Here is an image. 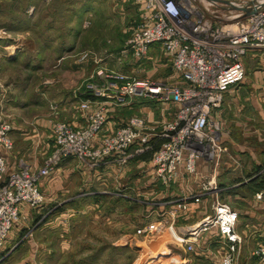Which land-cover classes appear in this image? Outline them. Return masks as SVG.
I'll return each instance as SVG.
<instances>
[{"label": "rangeland", "instance_id": "374dc122", "mask_svg": "<svg viewBox=\"0 0 264 264\" xmlns=\"http://www.w3.org/2000/svg\"><path fill=\"white\" fill-rule=\"evenodd\" d=\"M140 13L131 0H0V117L19 136L9 152L16 149L25 153L32 148L39 160L43 153L46 159L53 150L54 124L67 123L71 114L80 115L75 109V91L98 63L129 77L181 82L170 58L158 47L153 46L143 60L125 53L126 42L143 22ZM85 53L87 57L81 60ZM243 64L246 78L251 76L245 83L264 88V51L250 53ZM61 105L67 110L63 116L58 109ZM175 109L170 103L135 99L117 111L115 119L120 122L138 116L154 121ZM222 130L219 123V133ZM152 158L149 152L134 159L119 184L113 173L105 174L104 185L98 189L109 194L103 195L99 208L97 198L84 201L83 196L70 197L94 190L83 187L79 178L68 179L53 196L44 195L42 207L25 206L0 251V264H210L198 257L197 251L202 244L216 242L211 232L198 239L193 252L171 244L165 227L157 234L135 232L151 220L165 224L163 213L179 203L171 195L173 190L161 191L156 179L149 181L147 174H155ZM71 160L78 168L88 167L79 159ZM107 162L109 159L100 166ZM22 163L18 164H26ZM261 163L264 165V158L240 157L226 148L216 168H242L246 172L243 176L253 179ZM232 173L233 178L238 176V170ZM127 183L136 188L130 197L129 193L118 194ZM260 187L238 190L233 186L220 197L223 201L218 198L236 209L241 201L235 194L251 197ZM70 198L73 200L65 202ZM239 258L240 263L245 256Z\"/></svg>", "mask_w": 264, "mask_h": 264}, {"label": "built area", "instance_id": "2783aa9c", "mask_svg": "<svg viewBox=\"0 0 264 264\" xmlns=\"http://www.w3.org/2000/svg\"><path fill=\"white\" fill-rule=\"evenodd\" d=\"M131 1L139 6L143 22L126 42L125 53L143 60L153 46L158 47L170 58L181 82L129 77L98 63L75 91L76 110L84 114V125L56 122L53 150L36 170L21 165L9 171L1 149L6 153L12 149L9 134L13 127L0 117V251L22 207H42L45 197L39 185L64 161L76 158L95 169L105 160L114 159L117 165L126 166L151 152L156 179L166 187L182 177H195L198 160L216 167L226 153L213 113L228 88L244 80L245 56L264 51V0ZM245 9H254L255 13L246 15ZM135 99L170 103L176 109L160 126L132 116L108 130L109 114L127 108ZM52 110L58 113L56 107ZM197 183V195L191 199L197 204L201 196L211 195V215L193 226L177 229L176 218L188 204L182 200L166 212L170 216L167 223L157 221L136 232L157 234L165 227L171 244L193 252L203 234L216 230L222 249L219 264H236L241 242L236 228L239 215L218 198L214 172ZM254 197L264 201L262 192ZM255 257L258 264H264V240Z\"/></svg>", "mask_w": 264, "mask_h": 264}, {"label": "crops", "instance_id": "0c3cea01", "mask_svg": "<svg viewBox=\"0 0 264 264\" xmlns=\"http://www.w3.org/2000/svg\"><path fill=\"white\" fill-rule=\"evenodd\" d=\"M249 54L250 53H248L245 57L248 58ZM109 69L114 70V68ZM247 78H251V76H247ZM247 78L245 73V78L239 85L228 88V91L225 93L223 101L220 104L221 106L214 111L213 115L223 127L222 133H220L219 136L220 141L223 143L225 149L227 148V150L230 152L231 150L235 151L240 157H251L256 159L264 158V91H262L264 88L258 85L254 86L249 84V82L245 83ZM74 105L76 106V104ZM75 106L73 107L75 108ZM58 109L60 110L59 112H61L60 114L67 111L66 106L63 105L59 106ZM117 111L111 112L108 116L106 123L108 130H112L117 126L118 122L115 119L117 117ZM79 113L80 115H77V117L71 114L70 117L66 116L64 119L66 120L69 117V120L66 122L69 125H73L74 127L83 126L85 123L84 114L82 112ZM170 115L171 113H167V115L162 114L159 116V119L154 121H150L148 119H144V121L151 126H160L162 123H164V120L170 117ZM9 136L12 143L16 137H19L15 132V129H12ZM1 154L4 156V158H6V164L9 171L18 169L21 166V164L18 163L21 162H23L22 164L26 162L25 165H28L32 170H36L41 167L42 161L45 160L44 153L40 154L42 155V158L39 160L37 155H35L36 153L32 152V148H30L25 153L23 150L16 149L13 152L11 151L6 153L3 149H1ZM130 163L126 166H120L116 164L114 159H109V162H107L103 167L100 166L96 169H90L88 167L78 168L75 165L74 160H67L58 166L50 177L43 179L39 185V188L44 195L51 194L53 196V193L58 189L60 190L62 188V184L66 183L68 179L69 182H72L73 179L79 178L83 182V187H87V189L93 188L94 190H89L85 194H79L80 192L74 193L70 197L83 196L84 201L97 198L98 200L96 202L98 205L96 204V207L99 208L100 204L102 203L100 200H102L103 195L109 194L99 191L98 189L104 185L105 174L113 173L115 182L119 184V182H123V177L129 172L128 166ZM212 165V163L206 160H198L196 162V176L192 179L188 180L182 177L179 181L166 187L160 184L162 187L161 191L173 190L171 195L176 196L179 202L186 200L188 203L186 210L182 211L180 214L181 216L179 217V221H177L175 227L180 229L183 226H193L204 217L211 215L213 203V198L211 195L201 196V200L197 204H195L191 198L197 195V182L203 178L210 177L213 172L215 183H217L219 188V198L226 194L225 192L228 191V189H231L233 186L238 190H242L243 188H246L250 185L261 184L262 187L255 191L251 197H243L235 194L234 196L239 197L238 199L241 201L236 209H233L229 202H223L229 205L239 215L236 228L241 242L236 257V264H257L258 260L256 257H253V252L264 240V201H257L253 196L259 192L264 193V165H262V163L258 164L260 170L258 175L253 178L256 179V182H252L253 179H246V177L243 176L246 172L242 168L230 169V167L227 166V168L225 167L224 169H217L214 166L212 167ZM236 170H238V176L233 178L232 171ZM150 174L153 177H151ZM147 175L150 177L149 181L153 180V178L156 179V174L154 173L150 172ZM135 192V185L132 184L131 186L129 183H127V188L119 190L118 194L129 193L128 197H130V194ZM174 192H176V194H174ZM55 199L56 198H48V200L51 201H55ZM71 200H73V198H70L65 202H70ZM89 208L93 207L89 206L88 209ZM171 208L172 206L168 209ZM24 209L25 206L22 207V210ZM165 213L163 214L166 216V220L168 222L169 216ZM151 223H155V221L151 220L150 225ZM147 225H149V223L145 224L143 227ZM138 229L140 228H137L136 231ZM211 234V238L214 236L217 238L216 242H207L205 245L202 244L203 247H199V250L197 248V252H200L198 257L203 259L205 258L206 260L204 261H208L210 264H219L218 257H220L219 248L221 245L219 243L216 230L211 231ZM205 242L206 240H204V243ZM240 255L245 256V258L243 262L239 263Z\"/></svg>", "mask_w": 264, "mask_h": 264}, {"label": "water", "instance_id": "95a60500", "mask_svg": "<svg viewBox=\"0 0 264 264\" xmlns=\"http://www.w3.org/2000/svg\"><path fill=\"white\" fill-rule=\"evenodd\" d=\"M246 12V15H253L255 13L254 9L253 10H244Z\"/></svg>", "mask_w": 264, "mask_h": 264}, {"label": "trees", "instance_id": "16d2710c", "mask_svg": "<svg viewBox=\"0 0 264 264\" xmlns=\"http://www.w3.org/2000/svg\"><path fill=\"white\" fill-rule=\"evenodd\" d=\"M255 180H256V179H253L252 182H256Z\"/></svg>", "mask_w": 264, "mask_h": 264}]
</instances>
